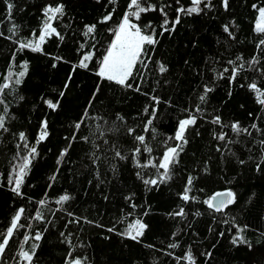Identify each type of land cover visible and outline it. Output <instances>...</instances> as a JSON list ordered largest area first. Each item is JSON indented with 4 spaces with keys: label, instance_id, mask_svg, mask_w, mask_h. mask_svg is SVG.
Instances as JSON below:
<instances>
[{
    "label": "trees",
    "instance_id": "1",
    "mask_svg": "<svg viewBox=\"0 0 264 264\" xmlns=\"http://www.w3.org/2000/svg\"><path fill=\"white\" fill-rule=\"evenodd\" d=\"M11 2L16 7L9 21L4 0H0V32L9 35L8 29L15 23L19 26V37H30L33 30H38L41 9L50 0ZM56 2L65 6L66 15L56 25L65 38L63 42L55 38L48 41L44 51L49 55L30 51L17 53V64L27 60L29 70L23 84L7 95L15 118L8 124L10 132L0 133V232L6 229L18 208H26V216L33 215L41 199L48 201L43 211L46 219L53 223L31 221V229H21L10 241L5 256L7 264H17L13 257L18 251L23 233L34 234L37 230L44 232V235L38 242L40 247L35 264H64L69 246L62 243L64 238L61 232L72 234V242L76 246L74 255L87 257L88 264H177L176 257L183 256L189 247L197 264H264V171H256L255 162L260 157V146L253 144V137L257 140L262 137L255 132L253 137L240 136L239 143L229 145L235 154L227 149L222 154L216 150L218 142L213 139V131L219 132L221 129L207 122L212 115H220L225 125L239 121L241 126L247 127L253 122L248 112L251 111L254 116H264V113L258 112L259 105L255 103L253 94L246 87H240L241 83L246 84L252 79L264 85V80L257 78L255 73L246 72L243 75L248 77L247 81L241 79L230 85L227 79H214L212 71L213 68L220 70L226 67V62L235 59L237 55L242 54L245 59H250L254 54V45L258 39L253 32L257 13L251 4H262L264 0H229L228 11L223 9L220 0H212L211 10L199 16H183L174 32L159 37V43L151 52L152 59L148 67L140 69L143 77L142 93L159 96L164 101L158 106L157 118L154 120L155 139L150 133L146 134L153 148V157L162 155L164 142L167 137L174 135L178 120L186 115L184 110L198 103L203 86L207 84L214 91L208 94L206 103L202 105L206 119L198 121L197 126L190 128L187 133L189 143L181 153L179 163L173 168L172 179L151 190L136 173L142 171L147 178L156 174L155 169H137L131 159H112V144L124 152L134 146L131 137L124 134L123 126L119 133L108 137L109 145L96 141L101 145L97 151L101 157L98 165H93L89 159V154L95 149L90 143L79 139L72 144L61 164L57 165L61 150L69 143L65 137L72 135L73 124L80 119L86 108L91 116H103L110 122L116 113H120L125 118V126L142 127V121L147 119L143 110L150 100L142 93L122 90L107 82L102 83L100 92L93 100L98 83L94 65L90 66L91 71L78 69L75 73H72V66L78 62L79 44L85 43L87 50L92 43L90 38L82 35L84 25L96 23L113 5L108 4L107 0ZM167 2L171 3V0ZM182 3L188 6L190 0H182ZM115 7L117 10L113 20L106 25H97V48L101 52L110 39L107 30L119 22L126 0H119ZM167 11L171 18L175 17L172 8ZM150 20L158 26L161 20L159 12L144 15L141 23L146 24ZM233 21L236 25L233 29L236 35L234 41L224 33L222 27ZM15 47L12 41L0 38V74L6 71ZM54 56H62L64 61H56ZM154 61L165 64L168 72L160 74ZM53 64L56 66L53 67ZM16 70L19 71V68ZM70 73L73 78L65 90L64 84ZM62 90L66 94L61 99L59 109L55 112L49 110L41 97L55 101ZM229 90L231 96L228 95ZM20 96L24 99L20 100ZM90 100H93V105L89 108ZM241 105L244 107L241 108ZM45 118L49 122V136L37 145L38 156L33 160L22 188L24 196H17L7 184V176L17 153L18 140L13 134L23 131L29 142L35 144L40 121ZM95 123L91 119L87 121L88 126L94 127ZM257 123L264 128V122ZM117 124L120 122L117 121ZM223 130L232 139H237L230 128ZM137 133H140V127H137ZM87 134L88 127H82L79 135ZM220 146L223 147L222 144ZM248 148L252 149L251 153ZM250 155L253 157L251 160ZM146 159L148 155L144 154L141 160L143 162ZM240 159L247 162L241 165ZM113 165L116 167L115 173L110 170ZM54 173L56 180L53 182L49 178ZM189 175L196 178L191 195L196 196L199 203L185 204L179 198ZM225 188L233 189L238 198L237 203L226 210L228 215L223 218L235 217L236 224L248 225L244 235L251 243V248L247 245L234 247L230 243V226L219 222L220 214H215L214 221L213 215L202 203L214 192ZM65 193L70 194L72 199L63 206V210L57 211L60 206L54 201ZM129 196H132L131 203L137 205L135 209L126 200ZM180 207L185 209L186 217L169 215ZM197 211L202 214L195 216ZM69 212L75 218H81V222L69 224L68 221L74 218L67 214ZM145 212L148 214L144 215ZM83 218L94 223H85ZM135 219H141L148 225L139 242L118 234L123 233ZM22 222L25 221L22 219ZM113 227L114 232L107 231ZM210 227L214 231L210 232ZM45 228L47 231H44ZM220 231L225 232L223 237H219ZM235 231L233 228L232 233ZM173 233H176L175 237ZM173 242H177L179 247L169 248L168 245ZM24 247L27 249L28 245ZM208 251L212 252L211 257L202 255ZM0 264L4 262L0 261Z\"/></svg>",
    "mask_w": 264,
    "mask_h": 264
},
{
    "label": "snow or ice",
    "instance_id": "2",
    "mask_svg": "<svg viewBox=\"0 0 264 264\" xmlns=\"http://www.w3.org/2000/svg\"><path fill=\"white\" fill-rule=\"evenodd\" d=\"M97 2H99V0H97ZM107 2L113 5L112 9L107 11L96 23L84 25L82 35L90 38L92 43L87 50L85 49V43L79 44L77 49L78 62L72 66V73H75L78 69L91 71L92 68L90 66L94 65V74L98 77V83L93 93V100L96 94L100 92L103 82H107L110 85L114 84L122 90H133L137 93H142L141 82L143 77L140 69L148 67V63L152 59L151 52L154 51L155 46L159 43V37H162L165 33L170 34L174 32L176 26L181 23L183 16H199L204 14L206 10H211L213 7L212 0H190L188 6H185L182 0H171V3L167 2V0H157L155 3L153 0H126V7L119 22L114 27L107 30L110 39L107 41V46L101 52L100 49L97 48V25H106L113 20V15L117 10L115 5L118 4L119 0H107ZM220 2L223 9L228 11L230 6L229 0H220ZM4 3L7 9V19L11 21L13 9L16 5L12 3L11 0H4ZM173 5H175L174 8ZM251 7L257 13L254 18L255 22L253 28V32L258 37L254 45V54L250 59H245L242 54L237 55L235 59H229L226 62V67L220 70L213 68L214 79H227L229 84L232 85L241 79L247 81L248 77L243 74L252 72L257 75V78L264 80V3H252ZM169 8L173 9L175 13L174 18L169 16V12L167 11ZM155 12H159L161 17L158 26L151 20L146 24L141 23L144 15ZM65 15L64 4L57 3L56 0H50V2L45 4L41 9V20L38 30H33L30 37H19V26L15 23H12L9 27V35L5 36L3 32H0V38L8 39L16 45L6 71L0 74V133L10 132L8 124L15 118L11 111L10 102L7 100V95L11 92H15L17 88L23 84L24 78L27 76L29 70V63L27 60L17 64V53L30 51L32 53L49 55L44 51V46L48 41L55 38L58 42H63L65 38L64 34H62L56 26L62 21ZM157 27L159 28V32L157 31ZM222 27L224 33H226L231 40H236V35L233 31L236 27L234 21ZM53 59L56 61H64L62 56H54ZM154 62L157 64V71L160 74L168 72V67L165 64L158 61ZM55 66L56 65L53 64V67ZM17 68H19V71L16 70ZM72 73L69 74L64 84L65 90L69 88L73 78ZM240 87H246L247 90L253 94L255 103L259 105L258 112L264 113V85L258 84L256 79H252L251 82L246 84L241 83ZM213 91L214 89L207 84L203 86V92L198 96V103L184 110L186 113L185 117L178 120L174 135L167 137V140L164 142V151L158 158L152 156L153 148L149 144L146 134L150 133L153 139L156 137L154 120L157 118L158 106L164 103L159 96H149L148 93H142L148 96L150 100V103L146 105L143 110L147 119L142 121V127L140 125L125 126V118L120 113H116L115 118L110 122L103 116H91L86 108L80 119L73 124L72 135L70 137H65L69 143L67 147L61 150L57 158V165L59 166L61 164L63 158L68 155L72 144L78 139L92 145L95 151L89 154V159L93 165H98L101 157L97 155V151L100 150L101 145L96 141H102L104 145H109L110 142L108 137L119 133L123 126L124 134L131 137L134 146L128 152H124L115 144H112V159L118 161H128L131 159L134 167L137 169H155L156 174L147 178H145L142 171H137L136 173L137 177L141 179L146 187L150 186L149 190L158 187L160 184H165L172 179L173 168L179 163V157L184 151L185 146L189 143L187 136L189 129L196 127L198 121L206 119L205 109L202 105L206 103L208 94ZM65 94L66 92L62 90L59 92V98L55 101L44 97H41V100L49 110L55 112L59 109L61 99ZM228 95H232L231 90H229ZM19 99L23 100L24 97L20 96ZM93 100L89 101V108L92 107ZM243 107L244 106L241 105V108ZM248 116L253 118V122L247 127L241 126L239 121H234L230 125H225L220 115H212L211 119L207 122L221 129L219 132L213 131V139L218 142L216 150L222 154L225 149H227L228 152L234 155L235 153L232 152L229 145L239 143L240 141L238 138L240 136L247 135L248 137H253V132H255L262 137L258 140L253 137V144L260 146V157L259 160L255 162L256 171L259 173L264 171V128L260 127L257 121L264 122V116L259 114L254 116L251 111L248 112ZM89 119L96 121L94 127L87 125ZM117 121H119L120 124H117ZM48 126L49 122L47 118L40 121L35 144L29 142L27 134L23 131L13 134L18 140L16 144L17 153L13 158L14 162L7 176V184L10 186V190L17 196H24L22 188L25 179L30 171L33 160L38 156L37 145L45 141L49 136ZM85 126L88 127V134L79 135L81 128ZM137 127H140L139 134L137 133ZM225 128H230L237 139H232V137L228 135V132L223 130ZM168 141L172 143L169 144ZM220 144H222L223 147H221ZM247 150L249 153L252 151L251 148ZM144 154L148 155V159L142 162L141 157L144 156ZM251 159H253V157L250 155L249 160ZM246 162L247 161L244 159L239 160L241 165ZM110 170L115 173V165H113ZM57 171H59V167ZM97 176H99L98 172ZM49 179L54 182L56 180V174L54 173ZM195 179L196 178L192 175L188 176L184 190L179 196L185 204L189 202H200L196 196L191 195ZM49 187H51V184ZM237 198L238 194L233 189L225 188L224 190L214 192L208 198L204 199L202 203L207 207L209 213L213 215L214 221L216 220L215 214H220L221 219L219 222L223 225L230 226L228 228L229 233H231L230 243L234 247L247 245L251 248V243L244 235L248 230V225L240 226L236 224L235 217L231 219L223 218L228 215L226 210L237 203ZM71 199L72 197L70 194L65 193L60 195L54 201L56 205L60 206L57 211L63 210V206ZM126 200L130 202V207L133 209L137 207L136 204L131 203L132 196L126 197ZM37 204L38 207L34 214L29 216L25 215L27 212L26 208H18L11 217L10 223L7 225L6 229L0 232V261H3L4 264H7L5 256L6 251L9 249L10 241L13 240L21 229H31L33 227L31 221L46 224L53 223L52 220L46 219L43 211V209L47 208L48 201L41 199ZM67 214L70 217H74V214L71 212ZM147 214V212L144 213V215ZM201 214L202 213L199 211L194 213L195 216H200ZM52 215L55 216V212H53ZM128 215H132V213H128ZM169 215L184 218L187 213L183 207H180L178 211L170 213ZM22 219L25 222H22ZM83 220L85 223H94L86 218H83ZM80 222L81 218L75 217L68 221L69 224ZM97 226L103 227L102 225ZM65 227H67V225H65ZM147 227L148 225L143 223L141 219H135L128 224L123 233L118 234L127 239L139 242ZM233 228L236 230L235 233H232ZM44 231H47V228H45ZM107 231L114 232L115 228H109ZM209 231H214V229L210 227ZM43 235L44 232L40 230L35 231L34 234L30 232L23 233L18 251L13 257L17 264H35L36 259H38L37 250L40 247L38 242L43 239ZM60 235L64 238L62 243H66L69 246L64 264H88L87 257L74 255L76 246L72 242V234L69 233L65 235V233L61 232ZM218 235L219 237H223L225 232L220 231ZM175 236L176 233H173V237ZM24 245H28V248L25 249ZM149 247L152 246L149 245ZM168 247L175 249L179 247V244L173 242L170 243ZM213 247H215V245H213ZM168 255H172V253H168ZM202 255L211 257L212 252L208 251L202 253ZM176 259L177 264H180L181 261H183L184 264H197L196 257L193 255L191 247L188 248L183 256L176 257Z\"/></svg>",
    "mask_w": 264,
    "mask_h": 264
}]
</instances>
